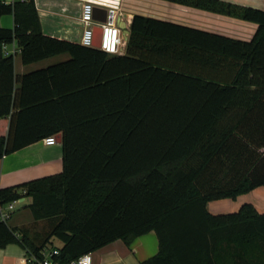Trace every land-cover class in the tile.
<instances>
[{
	"label": "trees",
	"instance_id": "16d2710c",
	"mask_svg": "<svg viewBox=\"0 0 264 264\" xmlns=\"http://www.w3.org/2000/svg\"><path fill=\"white\" fill-rule=\"evenodd\" d=\"M168 1L258 28L247 41L137 14L126 53L110 54L45 34L35 0H0V160L58 134L63 147L60 173L0 188V206L28 197L48 223L30 234L0 221V248H58L53 260L71 264L155 231L142 264H264V212L208 209L264 186V9ZM14 42L24 64L70 58L17 76Z\"/></svg>",
	"mask_w": 264,
	"mask_h": 264
},
{
	"label": "crops",
	"instance_id": "0c3cea01",
	"mask_svg": "<svg viewBox=\"0 0 264 264\" xmlns=\"http://www.w3.org/2000/svg\"><path fill=\"white\" fill-rule=\"evenodd\" d=\"M10 3L14 0H5ZM40 14L45 34L67 39L80 43L82 24L80 21L83 4L91 2L94 7L101 8L94 18L96 25L101 26L108 14V23H115L121 29L124 36V45L120 54H125L127 42L131 33V24L135 15H143L158 20L173 22L184 26L201 29L207 32L223 36L251 40L258 25L251 21L242 20L228 15L187 6L168 0H35ZM242 6H251L264 9V0H222ZM1 24L6 28L14 27V16L7 14L2 16ZM128 33V39L126 35ZM8 45H12L9 49ZM14 55L15 73L17 76L34 70L46 68L55 63H42L56 56L44 60L24 64L21 59V51L17 42L7 44L5 53ZM61 55V54H60ZM19 60H16L17 57ZM70 56V55H69ZM70 58V57H69ZM68 58V59H69ZM61 62V61H60ZM42 63V64H41ZM34 67L31 69L30 67ZM193 74L210 72L200 64L189 63L184 66ZM63 170V147L62 143L46 145L43 140L37 141L12 154L4 156L0 160V188L17 185L46 175L57 174ZM25 210H31L28 205L31 199L24 197ZM250 202L255 205L259 212H264V186L254 191L240 195L236 199H219L209 202L208 209L213 214L236 212L242 204ZM16 209V208H15ZM14 210L10 220L14 219L13 227H28L30 234H34L48 228L45 221L35 222L33 215L25 216V210ZM159 251V240L155 231L137 237L131 245L122 240H116L101 249L93 252L92 264H142L143 261L156 255ZM26 250L19 244H9L0 248V264H26Z\"/></svg>",
	"mask_w": 264,
	"mask_h": 264
},
{
	"label": "built area",
	"instance_id": "2783aa9c",
	"mask_svg": "<svg viewBox=\"0 0 264 264\" xmlns=\"http://www.w3.org/2000/svg\"><path fill=\"white\" fill-rule=\"evenodd\" d=\"M80 21L83 27L82 34L80 37V43L85 46H93L95 42V25L94 20V4L91 2H85L80 17ZM102 50L110 54H120L124 45V36L122 29L115 23H104L102 24ZM9 55L8 52H6ZM46 145L57 144L56 136H49L43 139ZM15 202L8 203L0 206V221L9 222L12 213L15 208ZM43 258H37L34 255H26V264H58L53 260V256L59 254V249L54 248L52 250L45 249L42 251ZM93 255L92 253H86L80 256L78 259L71 262V264H92Z\"/></svg>",
	"mask_w": 264,
	"mask_h": 264
},
{
	"label": "rangeland",
	"instance_id": "374dc122",
	"mask_svg": "<svg viewBox=\"0 0 264 264\" xmlns=\"http://www.w3.org/2000/svg\"><path fill=\"white\" fill-rule=\"evenodd\" d=\"M8 47H9V49H11V48H12V45H8ZM69 57H70L69 54H61V55H57L56 57H54L53 59H50V60H48V61H43L42 63H46V62H49V63H55V62H60V61L62 62V61L67 60ZM19 58H20V57L18 56L16 60H19ZM42 63H41V64H42ZM37 66H38V65H35V66H33V67H30V68L33 69L34 67H37ZM23 204H24V202H21L20 200L17 201V202L15 203V208H16V209L14 208V210H17V212L23 210V209H24ZM24 210H25V209H24ZM24 215H25V216H29V217H31V216H32V212H31V210H29V209L25 210ZM15 218H16V215L14 216V219L10 220V223H11V224H14V222H15ZM54 241H55L56 243H59V242H60L57 238H54Z\"/></svg>",
	"mask_w": 264,
	"mask_h": 264
},
{
	"label": "water",
	"instance_id": "95a60500",
	"mask_svg": "<svg viewBox=\"0 0 264 264\" xmlns=\"http://www.w3.org/2000/svg\"><path fill=\"white\" fill-rule=\"evenodd\" d=\"M100 9L101 8H99V7H94V18H96V13ZM107 20H108V14H107L106 18L104 19V22H107ZM94 30H95L94 47L101 48V40H102V34H103L102 27L101 26H95ZM126 39H128V33L126 35ZM56 141H57V143H61L62 142V135L61 134H58L56 136ZM24 205H26V204H24Z\"/></svg>",
	"mask_w": 264,
	"mask_h": 264
}]
</instances>
